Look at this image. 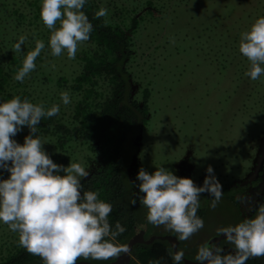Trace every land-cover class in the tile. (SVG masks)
Returning a JSON list of instances; mask_svg holds the SVG:
<instances>
[{
  "label": "rangeland",
  "instance_id": "1",
  "mask_svg": "<svg viewBox=\"0 0 264 264\" xmlns=\"http://www.w3.org/2000/svg\"><path fill=\"white\" fill-rule=\"evenodd\" d=\"M97 1L126 8L128 11L118 19L127 25L130 15L140 19L128 68L137 88L149 89L151 113L142 128L133 167L136 187L141 167L150 173L163 167L180 177L187 174L200 186L207 166L212 165L217 177H227L229 185L221 183L222 196H231L230 187L253 168L264 129V75L257 80L246 76L251 65L239 51L241 34L264 16V0H151L152 5H147V0ZM9 20L13 27L14 19ZM81 46L83 43L78 48ZM41 53L42 58L34 62L32 82L27 85L30 99L48 108L58 105L55 117L68 124L75 101L81 97L70 90L78 70L65 50L53 56L47 45ZM61 76L64 79L58 82ZM62 92L69 94L71 102L67 105L61 100ZM29 131L25 126L13 139L23 144ZM37 135L55 163L64 157L67 165L71 160L86 166L89 155L78 140L61 150L55 136ZM9 176L0 169V179ZM200 198L204 227L190 239L178 241V250L191 261H195L200 245H210L218 228L239 223L227 202L219 201L213 209L212 197L204 193ZM150 230L152 236L176 238L163 226L152 225ZM17 238L18 233L0 222V254L6 243ZM221 240L228 249L225 237Z\"/></svg>",
  "mask_w": 264,
  "mask_h": 264
},
{
  "label": "clouds",
  "instance_id": "2",
  "mask_svg": "<svg viewBox=\"0 0 264 264\" xmlns=\"http://www.w3.org/2000/svg\"><path fill=\"white\" fill-rule=\"evenodd\" d=\"M86 0H42L40 17L51 31L49 46L53 56L67 51L69 59L76 56L78 45L90 39L93 25L82 11ZM106 8L95 13V18L106 17ZM59 21V27H57ZM27 37L20 36L13 46L21 52ZM37 40L35 49L27 53L22 67L14 79L23 82L36 65L35 60L44 49ZM240 53L250 62L245 75L257 80L264 75V16L255 20L250 30L241 34ZM61 100L69 104L68 92ZM59 113V106L45 110L20 97L0 103V169L10 173L0 179V222L19 234V246L39 256L43 264H77L84 260H109L121 253L127 254L126 245L115 243L126 229L117 221L109 222L112 205L98 198L95 191H83L81 178L89 172L78 162L57 164L44 150L38 138L37 126L45 117ZM29 128L24 143L15 137L23 128ZM202 185L190 177H180L163 167L153 173L141 167L136 176L137 199L148 210V223L174 233L178 241H186L204 227L197 215L199 197L207 193L215 209L223 195V186L208 165ZM63 173V174H61ZM136 204V199L132 201ZM223 235L234 251L224 254L219 246L208 243L199 246L195 261L199 264H246L250 258L264 257V204L259 205L255 216L235 226L221 227ZM175 247V246H174ZM174 264H182L184 252L169 250Z\"/></svg>",
  "mask_w": 264,
  "mask_h": 264
},
{
  "label": "trees",
  "instance_id": "3",
  "mask_svg": "<svg viewBox=\"0 0 264 264\" xmlns=\"http://www.w3.org/2000/svg\"><path fill=\"white\" fill-rule=\"evenodd\" d=\"M103 4H98L97 0H86L82 9L93 29L90 39L82 42L83 47L78 48L72 59L75 71H78L70 84V90L80 93L81 97L75 101L68 124L55 116L45 117L37 126V133L55 136L56 146L61 150L73 140H78L79 145L85 147L86 156H89H85L87 164L84 168L89 176L81 178L83 191H95L100 200L112 205L109 222L115 226L119 221L126 229L115 243L126 245L137 233H142L145 239L152 236V224L146 219L148 210L137 199L142 194L135 185L133 171L141 144V131L150 118V91L147 87L137 88L128 68L133 58V40L140 19L134 14L130 15L127 25L124 20L118 19L121 13L128 11L126 8ZM146 4L152 5L153 2L147 0ZM41 6L42 0H0V103L20 97L21 101L27 99L37 104L30 99L31 92L27 89V85L32 82V72L23 82L16 81L14 76L22 67L27 53L35 49L37 40L43 41L45 46L49 45L52 30L41 20ZM101 8H106L108 14L97 19L95 13ZM9 18L15 21L13 27L8 25ZM24 26L29 29L21 30ZM20 36H26L27 39L22 51L14 52L13 46ZM41 56L42 53L36 60L41 59ZM60 79L63 81L64 77L61 76L58 82ZM67 162L64 157L58 159L61 165L66 166ZM133 199H136L135 205ZM202 213L198 209L199 217ZM18 241L19 238L6 243L0 254V264L43 263L39 256L19 246ZM222 244L223 240L218 246L224 249ZM213 245L212 241L209 246ZM169 250L174 252L166 239L155 238L150 243L137 242L132 246L130 260L126 264H174ZM231 251H234L232 245L224 249V254ZM116 258L106 261L80 260L98 264ZM246 264H264V257L250 258Z\"/></svg>",
  "mask_w": 264,
  "mask_h": 264
},
{
  "label": "flooded vegetation",
  "instance_id": "4",
  "mask_svg": "<svg viewBox=\"0 0 264 264\" xmlns=\"http://www.w3.org/2000/svg\"><path fill=\"white\" fill-rule=\"evenodd\" d=\"M260 133V141L256 150L257 155L253 161L251 172L242 180L238 181V183L230 187L231 196H222L220 200L222 203L224 201L227 202L229 205L228 207H230L234 213V218L239 223L246 218L255 216L259 205L264 204V129L261 130ZM186 176L187 174H181V177ZM217 178L222 184L226 183L229 185L226 176ZM201 200L202 198L199 197V201ZM207 203H204L202 206H206ZM200 218L206 220L204 212ZM215 237H217V235L213 234V242Z\"/></svg>",
  "mask_w": 264,
  "mask_h": 264
},
{
  "label": "water",
  "instance_id": "5",
  "mask_svg": "<svg viewBox=\"0 0 264 264\" xmlns=\"http://www.w3.org/2000/svg\"><path fill=\"white\" fill-rule=\"evenodd\" d=\"M224 236H217L214 238V246H218L219 241L223 238ZM155 238H161V239H166L171 243V246L174 250V252L176 250H178V240L174 237V236H170V235H161V236H156L153 235L148 239H145L143 237L142 233H137L134 236H132L128 242L126 243V246L129 248V252L132 248V246L137 243V242H146V243H150L152 240H154ZM175 246V247H174ZM129 252L127 254L125 253H121L114 261L111 262H105V263H98V264H126L129 260H130V254ZM184 264H199V262L197 261H191L189 259L184 258L183 260ZM43 264V263H42ZM77 264H96V263H92L89 261H84V260H78Z\"/></svg>",
  "mask_w": 264,
  "mask_h": 264
}]
</instances>
